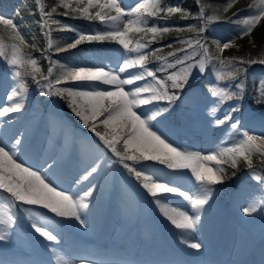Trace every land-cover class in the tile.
<instances>
[{"label":"snow or ice","instance_id":"1","mask_svg":"<svg viewBox=\"0 0 264 264\" xmlns=\"http://www.w3.org/2000/svg\"><path fill=\"white\" fill-rule=\"evenodd\" d=\"M36 3L41 13V30L48 36L47 49L57 43L50 36L51 24L60 23L53 19V14H56L99 22L103 26L102 30L90 33L78 31L77 38L64 48L56 47V52L75 49L85 42H107L119 45L125 58L116 67L61 66L62 73L53 80L56 62L50 61L48 75H44L37 59L26 51L36 46L28 44L14 18L0 15V58L6 62L14 82L6 95V103L0 105V128L25 110L30 91L27 80L31 78L41 95L68 99L71 112L92 133L96 150L74 180L72 188L76 190L73 191L62 188L53 179L54 169L59 163L57 160L50 158V162L46 160L39 168L21 160L24 134H14L9 142L0 139V242L8 241L14 232L18 221L14 209L38 207L46 213L29 212L30 228L48 242L54 264H90L87 258H70L62 252V238L54 225L58 220H70L86 227L85 214L99 189V184L93 181L114 165H119L132 176L177 233L179 241L193 250L203 248L193 234L198 231L202 213L214 197V186L222 185L230 178L225 166L238 170L243 164L258 185V189L250 194L247 206L241 209L242 213L251 216L258 209H264V174H261L264 172V135L250 133L240 120L234 119L238 104L223 108L228 102L243 98L248 67L264 65V58L222 55L226 49L235 46L236 39L250 36L264 21V0H252L247 6L250 14L235 21L239 28L236 36L224 43L212 41L215 55L203 34L207 26L211 22H219L220 17L206 16V6L201 0H197L199 12L195 16L179 6L164 7L162 0H138L132 6L126 5L124 0H59V6L65 9L62 14L57 13L56 6L46 11L41 0H36ZM235 3L237 0H228L224 11L227 12ZM177 13L181 19H200L202 26H150L151 20L162 18L167 21ZM237 14L233 13V17ZM59 30L73 29L64 25ZM173 30L194 35L180 40L184 46L167 56L155 55L163 46L146 51ZM137 34L143 36L134 39ZM150 56L160 62L158 70L148 67ZM169 57L174 58V63L169 62ZM209 65L212 66L214 81L206 85L213 101L207 115L212 126L227 125L228 131L226 146V142L221 141L214 150L205 153L176 145L157 124L181 99V93L191 86L194 76L205 74ZM132 69L137 71L130 73ZM157 71L164 73L165 78L161 79ZM69 83L79 87L61 86ZM254 91V102L264 103V79L259 81ZM222 109V115H219ZM254 157L259 164L254 162ZM148 163L153 165L151 169L145 167ZM158 166L175 174L189 173L192 187L185 188L175 180L166 179L160 175ZM235 174L233 171L232 176ZM173 197L182 199L187 207L174 205ZM91 264L106 262L95 260Z\"/></svg>","mask_w":264,"mask_h":264},{"label":"rangeland","instance_id":"2","mask_svg":"<svg viewBox=\"0 0 264 264\" xmlns=\"http://www.w3.org/2000/svg\"><path fill=\"white\" fill-rule=\"evenodd\" d=\"M58 5H59V0ZM138 0H124V3L128 6L134 5ZM60 9H57V13H63L65 9L60 6ZM6 16L7 18H13L11 15ZM1 15V14H0ZM63 15H56L53 14V19L58 20L60 23L58 26L61 25H69V19H63ZM71 18V17H70ZM73 19V18H72ZM75 20L87 23L90 27H95V22H89L83 18H76ZM156 20H151L150 25L154 24ZM57 25V24H56ZM55 24H51V26H56ZM75 32L73 34H63L62 36L51 35V39L55 42L53 48L60 47L64 48L67 43H71L75 38H77V32L83 31L85 33H90L89 30H82L77 27L74 28ZM47 39L46 38V46H47ZM28 44L32 45L35 44L33 41H29L25 38ZM79 52L83 53L85 57L90 61L92 64L83 66V67H93L97 65H109L111 67H116L118 64L123 62L124 54L119 56H115L109 52L99 53L98 51L94 50L91 46H84L83 43L75 48ZM26 51L30 52L32 56L38 59V55L33 54L31 48L26 49ZM46 57V56H45ZM56 62V67L53 69V75L51 79L55 80L56 76L61 74L63 68L61 66L71 67H80L76 66L74 63L71 62ZM50 67V62L48 68ZM48 68L46 76L48 75ZM136 69L130 70L131 72H135ZM198 74V73H197ZM196 74V75H197ZM0 82H4L5 84L10 85V88L14 86V82L12 80L10 71L8 67H4L0 62ZM142 83V82H138ZM62 87H79V85L75 84H63ZM95 87V85H93ZM8 90H10L8 88ZM46 90V89H45ZM7 90H5L6 92ZM8 93V91L6 92ZM31 93L29 91V95L27 100L31 98ZM51 97L48 100V106L51 112L43 111V105L37 101L29 99V117L33 122L36 121L38 113L44 115V117H49L53 120H57L60 122L61 127L64 130L63 133V140H69L66 147L63 149L70 150V147L75 150L76 156L78 161L80 160L81 163H77L73 165V169L75 166V170H73V175L80 171L81 168L84 167L85 162L90 159L95 154V147H94V137L89 129L85 128L83 124L79 121L78 118V126L77 128H71L70 121L67 116L60 113L62 112V108L60 105V97L55 95L47 96L44 95V98ZM36 100V99H35ZM67 104H68V99ZM69 106V104H68ZM161 106V105H160ZM179 106L182 109H175L176 115L171 120L166 113L164 114L163 118L157 124V127L176 145L181 146L182 148H187L190 150L208 152L210 151V143L207 140V133L202 131L199 126L197 127H190L187 121V117L190 118H198L201 108H202V101L200 100V92L197 86H194L190 92L186 95V97L179 102ZM50 114V115H48ZM74 115V114H73ZM75 116V115H74ZM76 117V116H75ZM177 120L175 122L174 120ZM234 119L240 120L242 126L247 129L250 133L255 135H264V114L259 118L255 116L247 107H243L242 110L237 111L234 114ZM4 133V132H3ZM45 135L41 136L40 140L37 143L36 147L44 146L45 143H48V139L51 136ZM5 135L1 139L4 140ZM114 172V183L116 184V200L114 203V222L125 221V222H132L134 216L137 213V202L135 195L141 193L142 195H146L143 190L136 185L134 180L130 177V179H124L115 169L113 166ZM245 178H240L236 181L234 186H227L226 180L222 184L223 186L214 193V197L210 202L209 206H206L205 210L202 213V218L209 219L212 221L211 224L205 225V228H211L215 225L221 228V230L215 234L214 245L209 250H206V247L199 251L195 250V254H190L183 250L177 249L170 241V235L179 240L177 233L169 228H166L164 224L166 221L162 218V216L157 211L156 207L152 203L151 199L148 197L150 207L153 211V215L157 219V223L161 226L163 231V239L165 244L160 240V238L153 236L152 237V223H144L142 225H128V228L124 226H120L119 228L121 231L125 230L124 236L118 235L113 239L109 235H105L104 237H100L97 242L94 238L95 231L93 233H88L87 235L93 236L87 240V238H80L79 234H76L77 229L73 228L67 221L58 220L59 228L58 233L60 234L62 241H61V250L62 252L66 253L70 258H87L90 260L95 261L97 259H103V261L107 260L104 258L106 255L107 257H111L112 259H125L130 262L140 263V264H264V240L261 238V228L258 225H250V222L253 221H264V209H258L257 212L253 213L251 216H246L242 213L241 209L247 206V203L250 200V194L258 189L251 179L250 174H244ZM166 179H172L177 181L178 183L182 184L185 188L192 187V178L190 174H179V175H170ZM136 185V186H135ZM147 196V195H146ZM183 202L182 199L173 197L172 203L174 205H179ZM224 202V205L221 203ZM129 205V207H127ZM38 208V207H37ZM42 209V208H39ZM44 210V209H42ZM46 211V210H44ZM241 219V221H240ZM111 224L109 229L113 230L117 228L118 225ZM242 223V224H241ZM260 225V223H257ZM24 227H26L27 231L29 232V238L33 241H36V247H39L37 251L34 250V245L26 247L25 239L20 235H14L10 238L13 239L12 247L13 250L19 251L21 255L19 258L8 257L3 261V264H54L52 260V255L49 248L46 245H43V238L38 237L37 234L30 228V224L23 223ZM250 226V227H247ZM216 227V226H215ZM234 228L239 233L242 234V237L246 243L249 245V249L251 251V256L246 258L244 261L237 259L235 254V245L240 244L239 236L234 235L233 239H231V247L227 246L228 239L223 242L222 234L225 233L226 230ZM90 229V228H87ZM87 233V232H86ZM235 233V232H233ZM136 234V237L132 240H129V236ZM195 234V233H194ZM193 234V236H194ZM30 240L28 239V242ZM141 242L145 244L140 246ZM259 245V246H257ZM55 246V245H53ZM167 246L169 248H167ZM82 248V251H76L73 255L71 250H77ZM12 251V250H11ZM261 251V252H259ZM83 253L84 255H80ZM256 254V255H255ZM258 256V257H257ZM5 257V256H4ZM35 257V258H34ZM206 258V260L204 259ZM204 259V260H202ZM260 259V260H259ZM201 261V262H199ZM204 261V262H203ZM106 262V261H105ZM106 264H113L112 262H106Z\"/></svg>","mask_w":264,"mask_h":264},{"label":"trees","instance_id":"3","mask_svg":"<svg viewBox=\"0 0 264 264\" xmlns=\"http://www.w3.org/2000/svg\"><path fill=\"white\" fill-rule=\"evenodd\" d=\"M42 3L45 5V10L50 11L51 7L56 6L57 9L61 7L58 5L57 0H41ZM177 3V6L181 7L184 10H187L193 16L197 15L199 12V6L197 4V0H162V6L167 7L169 5L173 6L174 3ZM202 4L205 7V15H215L220 17L219 22H211L204 32L203 36L209 44V48L212 51L213 55L216 54L215 52V45L212 43L213 40H219L221 43L227 42L229 39L236 36L239 28L238 25L235 23L236 20L241 19L243 16L250 14L247 10V6L252 3V0H237V3L234 4L227 12L224 11V7L226 6L228 0H201ZM239 10V11H238ZM10 12H12V16L15 21L20 25L22 29V35L29 40L33 41L35 44V48H31L33 54L38 55V64L41 67V70L44 75L47 73V67L50 61H72L74 63L79 64H86L88 61L85 57L75 49H69L66 51L56 52V48L47 49L46 47V38L47 36L42 32L40 27V20H41V13L39 11V7L36 3V0H0V14L9 16ZM233 13H238L236 17H233ZM163 16V14H161ZM63 19H69V17L63 16ZM72 24L79 28L87 27L85 24H80L73 19H69ZM184 20L190 21L189 25H196L197 27L202 26V21L200 19H181L180 14H173L167 21L164 19H158L156 24L159 26H181ZM56 25V24H55ZM2 27V26H0ZM63 27V26H62ZM61 25L58 26H51V35L62 36L63 34H70L73 32L69 30H59L62 28ZM103 26L96 22V27L93 31L102 30ZM150 35V34H149ZM194 35L193 33L184 31H171L167 34L163 35V38L158 40L156 43H153L149 49L146 51H151L152 49L161 48L160 52H157L155 55L157 56H167L169 52H174L177 49L183 47L184 45L180 43V40L186 39L189 36ZM143 34H137L134 36V39H140ZM253 43L255 46H253ZM84 45L93 46L96 50L104 51L108 50L115 55L121 52V48L119 45L115 43H88L85 42ZM167 45H171V47H167ZM47 49V50H46ZM222 55L224 57H244L245 59L248 58H255L260 59L264 58V21L259 23L250 36H245L242 39L235 40V46L226 49ZM46 56V57H45ZM198 59V57H196ZM0 61L5 62L3 58H0ZM169 62L174 63V58L169 57ZM160 66V62L155 60L153 57L150 56L148 61V67L152 69L158 70ZM179 67V66H178ZM157 75L164 79V73L157 71ZM264 79V65L254 64L248 67L247 71V79L245 85V92L243 93V98L240 100H234L228 102L226 105L223 106L224 109L227 107L238 104L239 110L243 107H248L253 110V114L255 116L260 117L264 113V103L257 104L254 102V97L256 95L254 88L258 86L259 81ZM214 81V75L212 72V66H208V70L203 75H195L193 80L190 82L191 86L186 88L183 93H181V98L187 94V91L193 86L198 85L201 89V101H202V113L201 118L199 121H192L190 123L195 127L199 126V128L206 132L208 135V139L211 145V150H214L217 146L220 145L221 141H225V145H227V137L226 133L228 131V126H220L214 127L210 124V119L207 115L208 108L212 106V98L209 96L206 85L209 82ZM151 82V80H149ZM27 83L31 88L34 84L31 78H28ZM170 83V82H169ZM35 94L38 99L46 105V100H43L40 90L35 89ZM46 91V90H45ZM176 101L175 103H177ZM61 105L63 106L64 112L71 114V110L67 104L66 98L62 99ZM177 105V104H175ZM223 112V109L221 113ZM219 113V115L221 114ZM73 114V113H72ZM73 118H77L72 115ZM71 117L72 125L76 124L75 120ZM77 120V119H76ZM254 162L259 164V160L254 157ZM119 166V165H118ZM145 167L151 169L153 165L147 164ZM226 167L227 178L226 180L229 183H233L237 178L241 177L242 173L248 172L243 164L240 165L238 170H233L230 167ZM121 171L123 170L119 166ZM158 170L160 175L164 176L166 173H172L169 170L165 169L163 166H158ZM235 171V176H232V172ZM259 171V169H258ZM264 174V172H261ZM16 212L17 217L19 216H26L29 215V212H33L32 208L28 206H21L17 209H14ZM2 244L8 243L7 241L1 242Z\"/></svg>","mask_w":264,"mask_h":264},{"label":"bare ground","instance_id":"4","mask_svg":"<svg viewBox=\"0 0 264 264\" xmlns=\"http://www.w3.org/2000/svg\"><path fill=\"white\" fill-rule=\"evenodd\" d=\"M8 88L10 89V85L5 84L4 82H0V103L6 101V94L4 93V91L8 90ZM29 112V105H27L22 113L14 116L6 126L0 128V131L4 132L5 134L4 141L9 142L14 134H24V142L21 146L20 154L21 160L36 168L42 167L46 160L50 162V158L57 160L59 163L56 169H54L53 179L56 183L60 184L62 188L72 189L73 191H75L76 189L72 188V185L74 183V180L78 178V173L80 171H78L77 175L75 174L74 177L71 178L73 175V170H75L76 166L75 165L73 169V165L77 163L79 164L81 162L80 160L78 161L75 150L72 149V147H70V150L63 149L69 142V140H63L64 130L61 126L55 128V121L49 117L39 116L36 121L33 122L31 118H29ZM48 134H50L49 136H51L50 139L46 140L48 141V143H45L44 146L36 147L38 141L40 140V137ZM113 179V175L111 176L109 173L101 172L100 175L93 181L99 184V189L92 197L90 209L87 210L85 214V219L87 222L86 227L80 226L75 221L64 220L67 221L66 223H69V225H71L73 228L77 229L76 234H79L80 238L85 237L88 240L89 238L93 237L87 235L88 233H92V231L93 233L95 231L94 238L96 239V242L100 237H104L106 234L111 237L110 239H113L118 235H123V237L125 238L127 237V235L124 236L125 230L128 227L127 223L120 220L117 222V224L114 222V220L117 219V217L114 219V203L117 194L115 191L116 184L114 183ZM178 206L185 208L187 207L184 201ZM127 207H129V205H127ZM114 223L118 225L117 228H114L113 230L109 229L110 225ZM211 223V220L202 218L198 231L194 234L195 240L201 242L207 249H210L212 245H214L213 240L215 239V234H217L221 230V228L217 225H215L216 227L213 226L211 228L204 229L205 225ZM119 225L124 226L125 230L121 231ZM164 226L166 228H169V230L172 229L167 222L164 224ZM238 234L239 233L234 228L226 230L225 233L222 234V236L224 237L223 242L228 239L227 246L231 247V239H233L234 235ZM135 237L136 234H133L129 236V240H132ZM241 237L242 234L240 233L238 239L240 241V244L238 243L234 246V256L239 260L249 258L252 254L249 249V245ZM170 241L175 247L180 250L186 252L195 251L182 244L179 240L174 239L171 235ZM140 244V246H143L145 243L141 242ZM72 251H74L72 254L76 255L75 252L82 251V248L71 250L70 252ZM80 255L82 256L84 254L81 253ZM104 258L107 259L105 260L106 262H115V264H122V262H124V264H140L130 262L125 259H112L111 257L109 258L106 255L104 256ZM252 258H254V255Z\"/></svg>","mask_w":264,"mask_h":264}]
</instances>
